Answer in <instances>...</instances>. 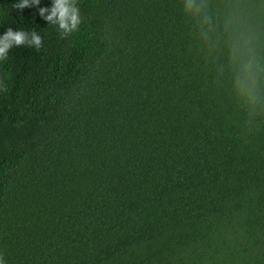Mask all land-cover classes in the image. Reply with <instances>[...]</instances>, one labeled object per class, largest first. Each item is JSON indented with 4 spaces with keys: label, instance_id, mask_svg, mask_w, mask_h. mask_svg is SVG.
I'll use <instances>...</instances> for the list:
<instances>
[{
    "label": "trees",
    "instance_id": "obj_1",
    "mask_svg": "<svg viewBox=\"0 0 264 264\" xmlns=\"http://www.w3.org/2000/svg\"><path fill=\"white\" fill-rule=\"evenodd\" d=\"M50 2L0 0L4 264H264V0Z\"/></svg>",
    "mask_w": 264,
    "mask_h": 264
},
{
    "label": "clouds",
    "instance_id": "obj_2",
    "mask_svg": "<svg viewBox=\"0 0 264 264\" xmlns=\"http://www.w3.org/2000/svg\"><path fill=\"white\" fill-rule=\"evenodd\" d=\"M37 3L39 0H16L14 8L23 9ZM45 11L46 8L43 6L38 9L46 24L55 26L61 37L77 31L81 24L77 0H51L47 5V15ZM41 44L42 37L34 29L26 31L23 28L13 30L6 27L0 32V61L7 59L8 52L13 46L30 45L34 49H39ZM0 264H4L2 258Z\"/></svg>",
    "mask_w": 264,
    "mask_h": 264
}]
</instances>
